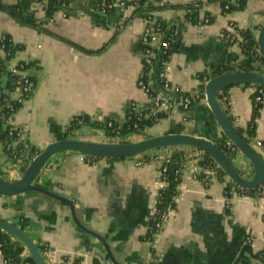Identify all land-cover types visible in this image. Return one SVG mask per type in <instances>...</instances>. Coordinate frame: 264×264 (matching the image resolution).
Here are the masks:
<instances>
[{
  "label": "crops",
  "instance_id": "0c3cea01",
  "mask_svg": "<svg viewBox=\"0 0 264 264\" xmlns=\"http://www.w3.org/2000/svg\"><path fill=\"white\" fill-rule=\"evenodd\" d=\"M117 1L125 7L111 15L101 12L99 0H70L57 4L50 13L48 0L21 5L25 14L37 20L38 27L20 24L0 11V41L9 34L15 44L24 46L10 65L26 63L28 75L36 82L34 95L14 119V126L30 146L43 151L66 133L75 117L121 123L128 104L148 105V96L138 85L145 20L140 15L132 18L131 0ZM149 1L175 6L163 11L161 17L174 27L168 78L183 91H199V75L222 67L230 72H264L262 62L246 57L223 36L235 23L239 29L252 28L257 38L264 24V0H247L244 11L231 15H222L218 5H208L201 18L205 11L215 16L210 25L187 20L183 7L196 0ZM0 3L19 5V0ZM254 92L253 85L232 86L225 92L228 115L237 127L246 128L251 119ZM203 96L193 106L188 123L175 112L148 128L146 136L136 137L142 140L168 134L181 124L186 134L225 143L227 139ZM103 136L86 127L73 138L107 143ZM257 139L264 142V102L257 120ZM180 148L190 158L179 186L177 208L155 237H149L148 221L160 189L158 166L153 162L137 166L136 157L91 163L78 153L57 154L36 182L71 201L78 223L68 203L36 191L0 197V220L15 226L21 215L29 218L28 235L35 244L50 248L44 261L49 264H76V260L79 264H264V197L234 196L227 205L224 186L229 178L221 183L213 177L210 186L204 185L194 177L197 151ZM174 149L155 153L165 156ZM233 163L243 177L253 175V166L241 153ZM0 175L11 182L21 177L9 166L1 143ZM0 264H8L1 253Z\"/></svg>",
  "mask_w": 264,
  "mask_h": 264
},
{
  "label": "trees",
  "instance_id": "16d2710c",
  "mask_svg": "<svg viewBox=\"0 0 264 264\" xmlns=\"http://www.w3.org/2000/svg\"><path fill=\"white\" fill-rule=\"evenodd\" d=\"M44 0H19V5H4L0 3V11L7 12L10 14L16 21H20L22 24L30 26V27H38L37 20L30 14H25L20 6L26 3H39ZM70 0H50V5L47 9V12L50 11L57 4L67 3ZM104 0H99V3H102ZM106 3L112 4L116 0H105ZM135 4L134 12L132 15L137 16L140 15L143 18L153 20L155 27L158 28L160 33H162L164 41H170L171 37L174 33V27L170 26L162 17L161 13L166 9L175 7L171 4H154L149 0H133ZM208 5H218L221 9L222 15H231L236 12H242L246 9L247 0H205V1H193L185 5L183 8L187 11V20L194 24L201 25H210L213 24L216 20L215 16H212L208 11H205L203 14V18H201V12ZM113 13V9L106 8L105 14L111 15ZM128 19L125 23H123L119 30L125 28L131 19ZM208 20V22L205 21ZM234 32H229V30H224L223 34L227 36L231 33L232 39H226L227 42L231 45H237L240 47L242 53L249 58L257 59L264 64V58L259 54L258 51V43L256 35L252 28L239 29V27L233 23ZM121 28V29H120ZM0 45L3 48V54L0 55V106L4 105L6 101L10 99V95H6L4 93V88H7L10 92H12L17 87V77H14L11 72L8 70V67L12 60L15 58L17 52L24 49V46L21 44H15L9 34H4L1 38ZM169 56V53H164L162 50L156 49V57L153 60V70L151 72L152 85L155 89H160V78L159 72L162 69V62L166 60ZM28 68V66L26 65ZM149 67L145 69L146 75H148ZM230 73V70L227 68H218L213 70L211 73H203L200 74L198 79L200 84L198 86L199 92L204 95L205 94V86L206 84L213 78ZM31 80H34L30 77ZM35 81V80H34ZM245 87H250L251 85H243ZM228 89V88H227ZM223 90L219 95L218 99L222 102L227 114L229 113V105L228 101L224 100L226 90ZM264 102V87L255 86V92L252 95V115L251 119L246 126V128L237 127L235 125L234 119L231 121L234 123L238 133L242 136L249 144H251L264 158V142L259 141L257 139V120L261 116V111L263 108ZM21 107V105L16 104V112ZM130 108H127L125 113V119L123 122L119 123L114 120H106L103 122L93 121L88 116L83 115L80 117L82 123L78 121H72L70 127L66 131L65 134L61 136L60 139H68L72 137L74 132L83 127L88 126L92 128L101 129L104 131L106 137L109 138H120L123 139L121 143H130L128 139H132L136 136H146V130L158 124L163 119L168 118V115L163 112H159L155 115H150L148 110H144L142 114L129 112ZM6 110L2 111L0 115V143L2 144L5 153L7 154L8 160L17 161L15 154L18 153L17 158H20L19 153L24 149L23 146L17 145L16 147L9 148V144L11 145L16 140V132L11 133L10 128L5 126V120L3 118V114ZM112 121L114 125L112 127H108V122ZM170 133H185V128L183 125L178 124L174 129H171ZM226 138V137H225ZM227 139V138H226ZM218 146L225 152V154L229 157V159L233 162L234 158L239 154L236 151H233L231 148L226 146V143H219ZM194 149V148H192ZM194 151H197L194 149ZM41 151L33 147L32 145L26 149V155L21 157L23 161V165H27L30 163L31 158L35 157ZM156 156L158 153H155ZM150 154L143 156V161L146 163H154V157H150ZM198 166L203 169L212 170L215 175L207 176L205 172H202L197 175L198 180L202 182L206 186H210L212 178L216 177V179L224 183L226 174L217 166V164L207 155L203 154L202 157H198ZM99 158L93 157H85V160L88 162H94ZM189 162V158L187 153L183 148H175L170 157L167 159H159L156 164L158 166V171L161 172V176L159 180L165 183V186L161 187L158 190L157 198H156V209L157 216L156 219L150 217L148 221V228L153 229L156 222L159 220L160 216L168 213L169 211L175 210L177 208V197L179 195V186L182 183V176L185 171V167ZM241 174V173H240ZM242 175V174H241ZM243 176V175H242ZM252 176H248L246 178H251ZM208 182V184H207ZM224 194L228 198H233L235 194L239 197H250L255 198L257 200L264 197V183L261 187L253 190H244L236 185H234L231 181L226 182L224 186ZM32 222L29 218L21 215L19 217L18 222L15 224V227L21 229L23 232L28 234V230L30 229ZM150 232V231H149ZM149 237L152 238V233L150 232ZM36 246L42 255L44 261H47V249L49 248L46 244L36 243ZM0 253L4 261L8 264H35L32 257L28 253L25 245L21 243L19 240L15 239V237L2 229H0ZM76 264H79L80 261L76 260ZM46 264H49L46 262Z\"/></svg>",
  "mask_w": 264,
  "mask_h": 264
},
{
  "label": "water",
  "instance_id": "95a60500",
  "mask_svg": "<svg viewBox=\"0 0 264 264\" xmlns=\"http://www.w3.org/2000/svg\"><path fill=\"white\" fill-rule=\"evenodd\" d=\"M17 22L22 24L20 21ZM257 43L259 54L264 58V24L258 32ZM237 85L264 87V72L250 70L230 72L217 76L206 84L205 98L224 136L234 144L238 151L246 157L253 166L254 173L251 178H245L240 174L234 166V163L218 144L207 139L195 137L191 134L168 133L130 143H96L68 138L58 139L49 144L29 164L21 166L18 169V173L21 177L17 181L11 182L5 180L0 175V197H14L31 191L44 193L68 203L71 207L73 217L77 221L74 206L71 201L46 191L36 182L42 169L54 156L60 153L72 152L81 154L85 157L118 160L147 155L161 149L180 147L194 148L207 154L237 187L244 190L257 189L264 183V158L251 144L240 136L222 102L218 99V95L223 90ZM9 92L8 89H4L6 95H8ZM0 229L11 233L20 240L27 248L35 264H46L36 244L27 233L1 220Z\"/></svg>",
  "mask_w": 264,
  "mask_h": 264
},
{
  "label": "built area",
  "instance_id": "2783aa9c",
  "mask_svg": "<svg viewBox=\"0 0 264 264\" xmlns=\"http://www.w3.org/2000/svg\"><path fill=\"white\" fill-rule=\"evenodd\" d=\"M50 1V0H48ZM131 0V6L135 8V4ZM137 1V0H136ZM125 5L123 3L118 2L117 0L112 4H107L106 1H102L100 3V9L101 12L105 14V9H124ZM145 20V28L143 32V42H144V50L142 53V70L140 72L138 85L139 87L144 91V93L148 96V105L145 107L139 106L134 103L128 104L127 108H130L129 112L139 113L142 114L144 110H148L150 112V115H155L159 112L166 113L168 116L172 113H180L183 116V122L188 123L189 122V114L191 113V110L195 104L200 102L204 96L199 91H193V92H186L183 91L180 87L176 86L169 80V73L171 71V63L169 60L170 51H171V42L170 41H164L162 33L158 30L157 27H155V24L153 20L146 19ZM206 22H208L207 19H205ZM229 32H234V27L230 26ZM231 33H229L227 36H224L226 39H232ZM227 41V40H226ZM0 49L3 53V48L0 45ZM156 49L162 50L164 53H169V56L166 60H163L162 62V69L159 72V78H160V89H155L152 85V78H151V72L153 70V60L156 57ZM149 67L148 75H146L145 69ZM8 70L11 72V74L14 77H17V87L12 92H9L8 95H10V99L6 101V103L2 106H0V115L2 114L3 110H6L3 114V118L5 120V126H8L10 128V132H16V140L10 145L9 148L16 147L17 145H21L24 147L22 151H20L19 156L20 158H17L18 153L15 154V157L17 161H10L9 166L12 170L18 171L19 167L23 166V161L21 157L26 155V149L30 147L28 142L24 139L23 134L21 130L14 126V119L16 115V104L21 105L31 98L36 90V82L34 80L30 79V76L28 75V69L26 67V63L21 62L15 66L9 65ZM224 100H228V97L225 96ZM127 110V109H126ZM81 116L75 117L73 121H78L79 123H82V120H80ZM103 122V121H100ZM114 123L112 121L108 122V127H112ZM88 126H83L79 129H77L74 134L72 135L73 138L75 135L83 134V130ZM90 129V132L92 133H103V137H105L107 143H121L123 139H120L118 137L116 138H109L106 137L104 134V131L97 128L88 127ZM226 146L231 148L233 151H236L237 153H240L238 149L234 146V144L227 140ZM264 151V148H263ZM201 153V154H200ZM201 151L197 150L195 152V156L202 157L203 155ZM38 155V154H37ZM37 155L35 157H37ZM159 155V154H157ZM143 156L136 157L137 166H142L146 164V162L143 161ZM150 157H154L156 163L159 159H167L170 157L169 155L165 156H156L155 152L150 153ZM31 158L30 162L35 158ZM190 158V156L188 157ZM189 163V162H188ZM188 163L185 167V170L188 166ZM205 172L207 176H214L215 173L212 170L209 169H203L198 166V172L194 174V177L198 179L197 175ZM161 172H159V176H161ZM160 188L165 186V183L161 182ZM208 184V182H207ZM225 195V194H224ZM235 196H237L235 194ZM233 198H228L225 196V201L227 205H230L232 203ZM171 211H169L166 214H163L160 216L159 220L156 222L153 229H150L149 231L152 233V236L155 237L158 235V233L162 230L163 225L165 221L168 219V216ZM158 212L155 207L151 218L156 219ZM51 250L50 248L47 249V255L50 254ZM51 264H60L59 262H52Z\"/></svg>",
  "mask_w": 264,
  "mask_h": 264
},
{
  "label": "rangeland",
  "instance_id": "374dc122",
  "mask_svg": "<svg viewBox=\"0 0 264 264\" xmlns=\"http://www.w3.org/2000/svg\"><path fill=\"white\" fill-rule=\"evenodd\" d=\"M139 140H141V137H136L135 139H128V141L129 142H136V141H139ZM32 192H34V191H31V192H28V193H32Z\"/></svg>",
  "mask_w": 264,
  "mask_h": 264
}]
</instances>
